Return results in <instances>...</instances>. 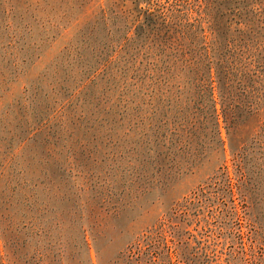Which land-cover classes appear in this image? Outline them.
Returning a JSON list of instances; mask_svg holds the SVG:
<instances>
[{"label": "rangeland", "instance_id": "374dc122", "mask_svg": "<svg viewBox=\"0 0 264 264\" xmlns=\"http://www.w3.org/2000/svg\"><path fill=\"white\" fill-rule=\"evenodd\" d=\"M0 264H264V0H0Z\"/></svg>", "mask_w": 264, "mask_h": 264}, {"label": "trees", "instance_id": "16d2710c", "mask_svg": "<svg viewBox=\"0 0 264 264\" xmlns=\"http://www.w3.org/2000/svg\"><path fill=\"white\" fill-rule=\"evenodd\" d=\"M107 61H108V60H107ZM110 61H111V60H109V62H110ZM109 62H106L105 64L108 66V63H109ZM106 65H105V66H106ZM225 71H226V70H225ZM228 77H229V76H228V72H227V73H225V76H223V78H222V76H221V80H222V79H225V80L229 79V81H230L231 78H228ZM223 86H224L225 88L227 87V81H224V82H223ZM211 87L213 88V86H211ZM239 158H240V154L238 155V160H239Z\"/></svg>", "mask_w": 264, "mask_h": 264}]
</instances>
